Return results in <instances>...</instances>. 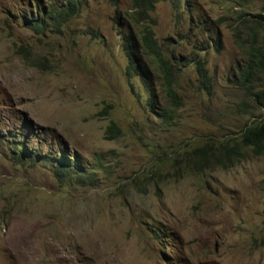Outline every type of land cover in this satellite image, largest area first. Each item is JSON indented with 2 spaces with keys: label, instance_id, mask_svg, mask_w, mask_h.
<instances>
[{
  "label": "rangeland",
  "instance_id": "obj_1",
  "mask_svg": "<svg viewBox=\"0 0 264 264\" xmlns=\"http://www.w3.org/2000/svg\"><path fill=\"white\" fill-rule=\"evenodd\" d=\"M61 2L0 0V264H264V155L142 185L159 163L161 176L171 172L167 155L182 143L264 119L257 108L233 113L236 103H252L236 86L246 59L232 35L238 12L255 19L264 0L155 5L146 27L185 62L175 70L180 105L166 126L149 112L142 79L127 76L121 35L140 30L130 0H82L65 23L29 27L36 6L43 18ZM255 32L264 45V27ZM194 60L205 62L211 93ZM149 71L157 103L173 109ZM258 75L255 90L264 87ZM110 122L120 130L114 139ZM9 132L20 134L21 162L1 141ZM34 149L36 161L24 154ZM55 150L93 178L55 177L42 160Z\"/></svg>",
  "mask_w": 264,
  "mask_h": 264
},
{
  "label": "trees",
  "instance_id": "obj_2",
  "mask_svg": "<svg viewBox=\"0 0 264 264\" xmlns=\"http://www.w3.org/2000/svg\"><path fill=\"white\" fill-rule=\"evenodd\" d=\"M81 1L62 0L59 7L52 6L50 11L43 15V18H41L43 12L36 6L37 12L32 15L29 27L38 31L46 21H52V25L54 26H57L58 22L63 24L75 15ZM163 1H170L174 7L178 2V0H130L131 10L128 12L129 17L137 25L139 24L140 30L136 33V37L131 30L123 33L121 35V47L129 63L126 70L127 76L129 78L142 79L148 95L147 106L149 112L158 119L162 126H166L173 122L174 109L180 105V99L174 86L176 81L175 70L181 59L174 57L173 52L168 54L167 50L156 40L154 31L145 25L146 21L150 20L154 22L151 19V14L155 9V5ZM246 14L245 12H238V20H236L235 24L237 26L234 28L235 42L239 46L245 44V48L241 50L244 51V57L247 60H245V64L243 63L244 65L242 64L243 67L239 68V73L237 74L239 80H236V86L243 90L244 95L251 100L252 104H244V102L236 103L233 113L235 115H249L252 114L250 109L257 108L261 109L264 114V87L255 90L254 79L252 80L254 74H264V50L261 45L259 47L254 45L257 34L253 32L257 29V26L263 25L264 14H252L251 16L255 19L245 18ZM119 23H121L120 17H118ZM240 29L246 30V38L242 41L240 40L241 35H239ZM249 37L251 41L249 42V46H247ZM171 58L177 62L176 65H173V62L170 61ZM249 60L251 64L245 71ZM194 61L202 87L205 88L207 93H211L210 78L204 68L205 62L201 60ZM184 63V60H182L179 64L182 66ZM149 69L161 77L160 83L164 90V96L173 104V109L157 103L156 88L154 87V81L151 78ZM253 116L256 119L245 124L243 129L234 135L230 133L228 136L209 137L198 142L182 143L181 146L174 148L167 155L169 160V167L167 169L171 172L166 171L161 176L162 164L159 163L149 172V176L144 178L142 185L146 187V184L155 180L156 175H159L158 178L162 180H169L171 178H182L186 175H199L215 169L228 170L237 163L247 161L251 156L259 157L264 155V119H261L262 114ZM106 131L110 135L108 139H114L120 133L119 128L113 122H110ZM19 136L20 134L13 135L12 132H9L5 136L6 139H1L11 152L12 158L17 162H21L20 157L14 156L18 150L16 139ZM10 138L11 142H9ZM58 153L61 152L55 150L50 154L42 155L43 162L50 165V169L55 177L68 180L73 178L81 184H86L87 181H90L89 179L93 178V175L88 177L83 176V169L75 156H72V158L63 157L62 153ZM24 154H27L32 161H36L39 157L35 149L30 152L26 151ZM137 190L142 191L141 188Z\"/></svg>",
  "mask_w": 264,
  "mask_h": 264
},
{
  "label": "clouds",
  "instance_id": "obj_3",
  "mask_svg": "<svg viewBox=\"0 0 264 264\" xmlns=\"http://www.w3.org/2000/svg\"><path fill=\"white\" fill-rule=\"evenodd\" d=\"M181 1H184V0H178V2H177V4H175L176 6H175V8H178V6H179V4H180V2ZM130 10H131V8H130ZM264 11V10H263ZM236 25H234V27H235ZM233 27V28H234ZM260 27H264L263 25H261ZM256 30V29H255ZM255 30L253 31V32H255ZM245 29H240V33H239V35H243V34H245ZM257 34V33H256ZM232 35L234 36V30H232ZM245 38H246V34H245ZM244 38V39H245ZM235 40V39H234ZM240 40L242 41L243 39H242V37H240ZM251 41V38L249 37V39H248V43H247V46H249V42ZM237 44V43H236ZM254 45L256 46V47H259L260 45L263 47V50H264V45H262V44H260V38L258 37V34H257V38H256V42L254 43ZM237 46L240 48V49H242V48H245V44L242 46H239L238 44H237ZM247 61V60H246ZM246 61H244L243 63L245 64V62ZM243 64V65H244ZM250 64H251V61L249 60L248 61V65H247V67H246V69H245V71L249 68V66H250ZM243 66H242V64L237 68V70H236V80H239L238 78H237V74L239 73V68H242ZM244 71V72H245ZM258 74H262V73H256V74H254L253 75V78H252V80L254 79H256V78H259L260 76L258 75ZM264 75V74H263ZM253 80V81H254Z\"/></svg>",
  "mask_w": 264,
  "mask_h": 264
}]
</instances>
